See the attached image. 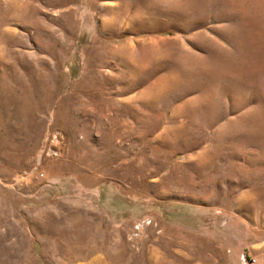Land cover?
Listing matches in <instances>:
<instances>
[{
  "label": "rangeland",
  "instance_id": "374dc122",
  "mask_svg": "<svg viewBox=\"0 0 264 264\" xmlns=\"http://www.w3.org/2000/svg\"><path fill=\"white\" fill-rule=\"evenodd\" d=\"M264 264V0H0V264Z\"/></svg>",
  "mask_w": 264,
  "mask_h": 264
},
{
  "label": "built area",
  "instance_id": "2783aa9c",
  "mask_svg": "<svg viewBox=\"0 0 264 264\" xmlns=\"http://www.w3.org/2000/svg\"><path fill=\"white\" fill-rule=\"evenodd\" d=\"M255 258L248 259L244 254L240 256V264H255Z\"/></svg>",
  "mask_w": 264,
  "mask_h": 264
}]
</instances>
